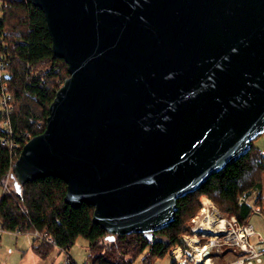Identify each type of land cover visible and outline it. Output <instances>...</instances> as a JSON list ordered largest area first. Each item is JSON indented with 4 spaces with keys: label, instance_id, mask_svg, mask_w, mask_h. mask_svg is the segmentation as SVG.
I'll use <instances>...</instances> for the list:
<instances>
[{
    "label": "water",
    "instance_id": "water-1",
    "mask_svg": "<svg viewBox=\"0 0 264 264\" xmlns=\"http://www.w3.org/2000/svg\"><path fill=\"white\" fill-rule=\"evenodd\" d=\"M70 76L23 146L110 233L170 225L178 198L264 132V0H32Z\"/></svg>",
    "mask_w": 264,
    "mask_h": 264
},
{
    "label": "trees",
    "instance_id": "trees-1",
    "mask_svg": "<svg viewBox=\"0 0 264 264\" xmlns=\"http://www.w3.org/2000/svg\"><path fill=\"white\" fill-rule=\"evenodd\" d=\"M0 55L6 64L0 91L7 85L12 98L11 108L0 104V191L9 174L12 181L11 191L0 196V224L7 231L38 230L44 235L34 236L39 243L33 248L39 255L46 256L57 246L69 248L83 236L89 242L91 264H132L144 251L142 263L151 264L176 244L185 243L182 235L190 230L204 194L225 214L248 221L252 207L240 204L239 194L253 189L260 195L264 192V149L254 140L246 155L211 175L197 190L178 198L175 220L154 232L110 233L93 221V205L84 202L73 207L65 202L67 183L60 177H39L20 185L15 162L27 141L45 130L50 106L70 73L65 59L53 51L45 13L32 0H0ZM6 119L11 121L13 137L6 135ZM5 137L19 146L5 143Z\"/></svg>",
    "mask_w": 264,
    "mask_h": 264
},
{
    "label": "built area",
    "instance_id": "built-area-1",
    "mask_svg": "<svg viewBox=\"0 0 264 264\" xmlns=\"http://www.w3.org/2000/svg\"><path fill=\"white\" fill-rule=\"evenodd\" d=\"M6 76V64L0 55V81ZM11 94L7 85H3L0 91V104L4 109L12 107L10 104ZM6 135L13 137L14 129L11 121H4ZM5 143L11 138L5 137ZM11 145L18 147V143L11 141ZM264 158V150H263ZM10 174L5 182L3 193L11 191L9 185ZM2 193V195H3ZM264 200V193L261 195L257 189L245 191L239 194L240 204L253 205L260 204ZM201 208L191 219L190 230L183 233L184 244H176L171 250L172 264H264V238L258 234L254 225L241 222L236 215H226L222 213L213 200L207 195L200 198ZM0 224V239L4 232ZM13 233H20V230H8ZM35 236L44 237L38 230L31 232ZM225 246L235 247L239 250L236 258L221 263H217V250H222ZM66 251V264H77L69 255L67 249L57 246Z\"/></svg>",
    "mask_w": 264,
    "mask_h": 264
},
{
    "label": "rangeland",
    "instance_id": "rangeland-1",
    "mask_svg": "<svg viewBox=\"0 0 264 264\" xmlns=\"http://www.w3.org/2000/svg\"><path fill=\"white\" fill-rule=\"evenodd\" d=\"M254 144L264 149V132L254 139ZM9 182L12 183L10 179ZM219 210L224 213L220 208ZM248 222L254 225L256 232L264 238V202L253 205ZM34 236L31 232H4L0 239V264H66L68 254L60 248H53L46 256L35 252L33 246L39 241H35ZM67 251L77 264H91L89 242L83 236L78 237ZM145 254L146 251L138 255L132 264H143ZM238 254L239 250L237 248L225 246L222 250H217V263L232 260ZM151 264H172L171 251L163 257H157Z\"/></svg>",
    "mask_w": 264,
    "mask_h": 264
},
{
    "label": "crops",
    "instance_id": "crops-1",
    "mask_svg": "<svg viewBox=\"0 0 264 264\" xmlns=\"http://www.w3.org/2000/svg\"><path fill=\"white\" fill-rule=\"evenodd\" d=\"M2 193H3V192H2V191H0V196L2 195ZM57 248H58V247H57Z\"/></svg>",
    "mask_w": 264,
    "mask_h": 264
}]
</instances>
